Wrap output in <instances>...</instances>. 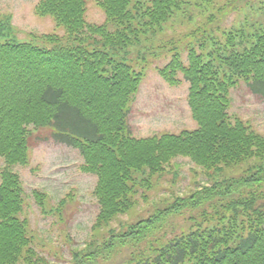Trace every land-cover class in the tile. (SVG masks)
I'll return each mask as SVG.
<instances>
[{
    "label": "trees",
    "instance_id": "trees-1",
    "mask_svg": "<svg viewBox=\"0 0 264 264\" xmlns=\"http://www.w3.org/2000/svg\"><path fill=\"white\" fill-rule=\"evenodd\" d=\"M88 1L39 0L36 13L62 31L28 34V41L18 40L11 16L0 14V264H49L22 217L25 191L13 170L30 163V137L44 128L55 142L79 150L81 170L97 177L92 229L109 228L101 243L73 251L70 264H90L123 246L133 249L125 264H264V136L229 115L230 91L240 81L264 100V30L216 31L210 38L206 24L187 33L185 45L166 42L169 57L157 72L170 86L189 84L197 128L135 138L129 104L145 78L146 56L160 55L147 45L189 2L96 0L105 15L96 24L86 19ZM179 157L202 169L210 184L110 229ZM33 194L43 209V195ZM66 201L52 209L60 221ZM197 208L198 220L185 231L160 236L170 217Z\"/></svg>",
    "mask_w": 264,
    "mask_h": 264
},
{
    "label": "rangeland",
    "instance_id": "rangeland-1",
    "mask_svg": "<svg viewBox=\"0 0 264 264\" xmlns=\"http://www.w3.org/2000/svg\"><path fill=\"white\" fill-rule=\"evenodd\" d=\"M38 0H0L2 15L11 16L15 30L19 31L18 40L28 41V34H59L62 31L54 24L50 16L35 14ZM148 1V0H147ZM181 13L170 21L165 30L154 37L149 47L151 52L160 55L146 56L145 78L140 85L135 100L129 104L130 134L136 138L160 135L166 132L179 133L180 130L196 128L190 109L186 102L189 85L186 81L178 87L169 86L156 71L168 60L171 45L166 42L174 40L175 45H185L189 38L185 36L192 29L203 25L211 37L216 31H234L243 29L246 34L264 30V0H187ZM196 2L197 7L192 4ZM202 16H201V15ZM192 16L193 22L188 21ZM213 16L212 19L210 17ZM86 19L90 23L100 24L105 15L97 6L96 0L87 2ZM195 20V21H194ZM196 23V26L194 27ZM205 23V24H204ZM182 45V46H183ZM162 46L164 48H158ZM179 44V49H182ZM185 60L184 54L182 55ZM167 58V59H166ZM252 83V82H251ZM250 83V84H251ZM231 106L229 115L242 119L251 129L264 136V100L253 94L246 82L240 81L230 91ZM51 128L33 133L29 140L30 163L26 167H14L18 172L25 191L26 205L23 218L29 222L35 249L39 256L49 264H70L73 251H84L89 243L99 244L107 236V229L94 231L92 225L98 211L92 195L95 178L80 170L81 156L76 149L54 142ZM3 166L0 160V169ZM236 169L233 174L240 172ZM238 172V174H237ZM228 173V172H227ZM210 179L206 173L196 167L189 159L179 157L173 160L161 176L153 181V188L147 192L146 199L139 198L135 207L126 215L112 222L110 229L121 230L123 226L135 224L148 217L155 207H162L165 201L175 197H184ZM44 193L46 212L58 207L61 199L69 201L63 209V221L56 215L44 214L37 205L33 191ZM261 190L255 191L259 194ZM245 190L241 196L247 195ZM69 195V196H68ZM211 212V208L204 206ZM200 209H190L169 218L159 231L160 236L172 237L185 231L198 220ZM158 234V235H159ZM86 245V246H85ZM133 249L129 246L119 247L107 257L97 258L90 264H125Z\"/></svg>",
    "mask_w": 264,
    "mask_h": 264
}]
</instances>
